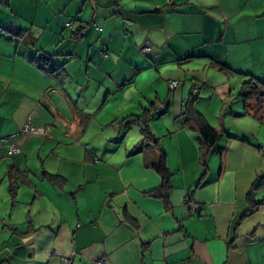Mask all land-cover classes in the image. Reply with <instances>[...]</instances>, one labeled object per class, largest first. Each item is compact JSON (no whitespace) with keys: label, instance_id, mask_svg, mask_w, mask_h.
Returning a JSON list of instances; mask_svg holds the SVG:
<instances>
[{"label":"crops","instance_id":"crops-1","mask_svg":"<svg viewBox=\"0 0 264 264\" xmlns=\"http://www.w3.org/2000/svg\"><path fill=\"white\" fill-rule=\"evenodd\" d=\"M218 66L264 82V0H0V264H264V124L235 84L200 76ZM194 88V111L225 131L205 166L182 117ZM167 101L148 122L173 174L164 200L148 195L157 149L131 153L134 118Z\"/></svg>","mask_w":264,"mask_h":264},{"label":"trees","instance_id":"trees-1","mask_svg":"<svg viewBox=\"0 0 264 264\" xmlns=\"http://www.w3.org/2000/svg\"><path fill=\"white\" fill-rule=\"evenodd\" d=\"M19 35L18 37H21ZM74 38L77 39L76 33L74 34ZM150 56V55H149ZM35 64L40 65L42 69H44L48 74L54 75L56 77L61 76L62 68L55 65L52 61V57L46 54H41L38 58H35L31 61ZM220 71L226 72L228 70L226 67L218 66ZM196 91H194L186 101L183 103V112L182 117L184 122L188 125L194 126L196 129L200 144V162L203 166L206 165L208 156L211 154L213 148L215 147L218 139L225 133L224 128L221 126L218 129L211 128L206 121L203 119L201 115L196 113L193 109V105L197 100V95H195ZM238 97L244 101V112L246 115L256 119L260 124H264V82L257 80L253 77H249L248 80L244 81L239 89ZM168 106V101L163 104L162 108L158 110L154 106L150 108L144 109L143 115L140 117L134 118L135 121L140 125V131L143 135L142 141L132 150L131 154L141 153L143 149L148 145L152 144L158 151V158L151 162L153 170L160 176L161 185L148 193L149 196L154 198H162L167 200L168 194L171 189V179L173 174L169 171L166 166V155L163 152L160 146V140L155 138V136L151 133L149 129V119L152 114L156 112L157 115H160L165 112ZM226 109V106L223 110ZM224 111L220 116V119L223 118ZM257 149H262L261 146L256 145ZM49 181L58 187H61L62 181L55 176L48 177ZM264 179L259 180L256 185H254V189L263 184ZM15 187L14 185L10 186V193L14 194ZM191 199V194L187 195ZM253 209L256 205L252 206ZM252 209V210H253ZM252 210H248L247 214H250Z\"/></svg>","mask_w":264,"mask_h":264},{"label":"built area","instance_id":"built-area-1","mask_svg":"<svg viewBox=\"0 0 264 264\" xmlns=\"http://www.w3.org/2000/svg\"><path fill=\"white\" fill-rule=\"evenodd\" d=\"M64 26H65V28H68V29L73 28V24L71 22L66 23ZM95 29L97 31H101V29H99L97 27H95ZM154 52L155 51L153 50V47L149 44H145V45L140 47V53L143 56L152 55V54H154ZM103 57H106V55H103ZM177 86H178V83L176 81H173L169 84V89L174 90ZM194 91H196V88L193 89V92ZM44 133L45 132L43 130L33 128L30 124L25 125L21 131V135H24V136L43 135ZM3 141L4 140H2V141L0 140V144ZM259 146L262 147V145H259ZM18 152H19V150L14 146H11L9 149V155H11V156L17 155ZM183 203L187 207L189 213L192 216H198L200 214L199 209L197 208V206L193 203V201L188 196H186L184 198ZM73 256H74L73 254H70L67 257L63 258L62 264H72ZM87 264H105V260H103V259L95 260V261L89 262Z\"/></svg>","mask_w":264,"mask_h":264},{"label":"rangeland","instance_id":"rangeland-1","mask_svg":"<svg viewBox=\"0 0 264 264\" xmlns=\"http://www.w3.org/2000/svg\"><path fill=\"white\" fill-rule=\"evenodd\" d=\"M214 71L215 72L204 73V75H200V76H203V80H205L207 78L208 80H210L211 82H213L215 84L222 83V82L228 83L229 86L231 84H235L237 89H235L234 90V93H232V97L233 98H237L238 97V92H239V88L241 86L242 81L249 79L248 77H244V76H241V75L226 74L225 72L218 71V70H214ZM224 90H226V89H224ZM217 91H219V88L217 89ZM212 92L213 91L212 90H209V89L204 90L205 97H209L212 94ZM216 94H217V92H216ZM214 101H216V99ZM201 104H203V106H206L207 107V102L206 101H202ZM124 127H125V129L127 131H131V130L135 131V129H136L135 128V124L132 123V122L129 123V124L124 123ZM125 129H123V131ZM100 140L101 139H100L99 136L96 137V141H100ZM262 143L264 144V142H262ZM111 145H118V144L117 143H112Z\"/></svg>","mask_w":264,"mask_h":264}]
</instances>
